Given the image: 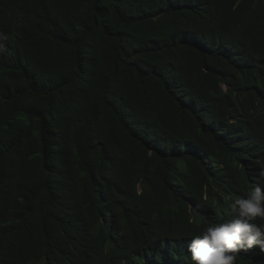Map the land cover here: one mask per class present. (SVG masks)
<instances>
[{"label": "trees", "instance_id": "16d2710c", "mask_svg": "<svg viewBox=\"0 0 264 264\" xmlns=\"http://www.w3.org/2000/svg\"><path fill=\"white\" fill-rule=\"evenodd\" d=\"M0 30V264H194L264 174V0H0Z\"/></svg>", "mask_w": 264, "mask_h": 264}, {"label": "clouds", "instance_id": "9594fccd", "mask_svg": "<svg viewBox=\"0 0 264 264\" xmlns=\"http://www.w3.org/2000/svg\"><path fill=\"white\" fill-rule=\"evenodd\" d=\"M10 42V34L0 30V55L10 54ZM224 199L229 202L226 219L208 224L188 244L194 264H236L240 252L254 247L264 252V174L246 195Z\"/></svg>", "mask_w": 264, "mask_h": 264}]
</instances>
